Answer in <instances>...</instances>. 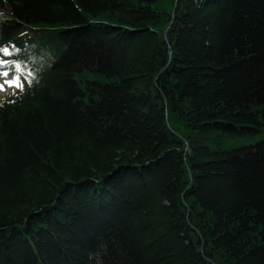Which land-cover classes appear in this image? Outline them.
Segmentation results:
<instances>
[{
    "label": "trees",
    "instance_id": "trees-1",
    "mask_svg": "<svg viewBox=\"0 0 264 264\" xmlns=\"http://www.w3.org/2000/svg\"><path fill=\"white\" fill-rule=\"evenodd\" d=\"M6 71L0 264H264V0H0Z\"/></svg>",
    "mask_w": 264,
    "mask_h": 264
},
{
    "label": "rangeland",
    "instance_id": "rangeland-1",
    "mask_svg": "<svg viewBox=\"0 0 264 264\" xmlns=\"http://www.w3.org/2000/svg\"><path fill=\"white\" fill-rule=\"evenodd\" d=\"M20 87L21 81L16 73L11 72L9 75L2 76L0 78V99L10 94L13 89H19ZM261 138H264V135H261L260 137L255 139L243 140L232 144L235 146L249 145L253 144L257 140H260Z\"/></svg>",
    "mask_w": 264,
    "mask_h": 264
},
{
    "label": "snow or ice",
    "instance_id": "snow-or-ice-1",
    "mask_svg": "<svg viewBox=\"0 0 264 264\" xmlns=\"http://www.w3.org/2000/svg\"><path fill=\"white\" fill-rule=\"evenodd\" d=\"M5 75H7V73H5Z\"/></svg>",
    "mask_w": 264,
    "mask_h": 264
}]
</instances>
